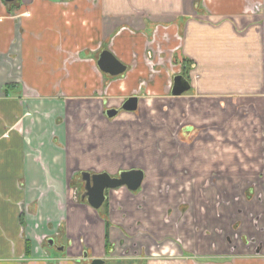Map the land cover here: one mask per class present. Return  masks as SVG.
<instances>
[{"label": "crops", "instance_id": "0c3cea01", "mask_svg": "<svg viewBox=\"0 0 264 264\" xmlns=\"http://www.w3.org/2000/svg\"><path fill=\"white\" fill-rule=\"evenodd\" d=\"M94 260L264 264V0H0V264Z\"/></svg>", "mask_w": 264, "mask_h": 264}, {"label": "water", "instance_id": "95a60500", "mask_svg": "<svg viewBox=\"0 0 264 264\" xmlns=\"http://www.w3.org/2000/svg\"><path fill=\"white\" fill-rule=\"evenodd\" d=\"M11 2L13 0H5ZM98 68L109 76H118L125 71L123 67L109 52L104 51L100 54ZM189 82L182 76H176L173 79L171 95L179 97L189 91ZM137 109V99L129 98L122 105V110L126 112H134ZM116 114L115 111H107L106 116L111 118ZM84 183V196L88 205L93 210H98L104 200L105 191L114 190L120 187H126L129 191H137L143 180V173L139 170H131L121 172L117 178H112L106 173L90 175L89 173L81 174ZM51 242V241H50ZM91 264H103L100 260H94Z\"/></svg>", "mask_w": 264, "mask_h": 264}, {"label": "rangeland", "instance_id": "374dc122", "mask_svg": "<svg viewBox=\"0 0 264 264\" xmlns=\"http://www.w3.org/2000/svg\"><path fill=\"white\" fill-rule=\"evenodd\" d=\"M79 186H80V187H79V188H80V192H82V189H83L82 186H84V184H83V183H80ZM190 260H191L192 262L194 261L193 259H190Z\"/></svg>", "mask_w": 264, "mask_h": 264}]
</instances>
